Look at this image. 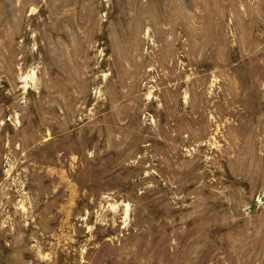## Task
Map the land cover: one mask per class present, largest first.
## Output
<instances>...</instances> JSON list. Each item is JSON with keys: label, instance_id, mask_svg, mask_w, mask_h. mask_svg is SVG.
Returning a JSON list of instances; mask_svg holds the SVG:
<instances>
[{"label": "rangeland", "instance_id": "374dc122", "mask_svg": "<svg viewBox=\"0 0 264 264\" xmlns=\"http://www.w3.org/2000/svg\"><path fill=\"white\" fill-rule=\"evenodd\" d=\"M0 264H264V0H0Z\"/></svg>", "mask_w": 264, "mask_h": 264}, {"label": "bare ground", "instance_id": "6f19581e", "mask_svg": "<svg viewBox=\"0 0 264 264\" xmlns=\"http://www.w3.org/2000/svg\"><path fill=\"white\" fill-rule=\"evenodd\" d=\"M61 1V0H60ZM65 1V0H64ZM27 3V2H26ZM22 4H25V3H22ZM61 4V3H60ZM20 5V4H19ZM26 6V5H25ZM75 6V5H74ZM59 7V6H58ZM20 8V7H19ZM65 8V7H64ZM58 9V8H57ZM62 9V8H61ZM139 9V8H138ZM17 10V9H16ZM53 10H55V9H53ZM64 10H66V9H64ZM80 10V9H79ZM59 11H61L60 9H59ZM67 11V10H66ZM56 12V11H55ZM54 12V13H55ZM75 12V11H74ZM58 13V12H57ZM61 13V12H60ZM65 13V12H64ZM66 13H68V12H66ZM65 13V14H66ZM18 14V13H17ZM58 15V14H57ZM75 15V14H74ZM74 15H72L71 17H75ZM62 16H64L65 17V15H62ZM27 18V17H26ZM66 18V17H65ZM70 18V17H69ZM136 18V17H135ZM57 19H59V18H57ZM61 19H63L62 17H61ZM67 19V18H66ZM76 19V18H75ZM144 19V18H143ZM51 20V19H50ZM71 20H72V18H71ZM71 20H69V21H71ZM74 20V19H73ZM58 21V20H57ZM68 21V22H69ZM75 22H76V20H74ZM74 21H73V23H74ZM78 21V20H77ZM80 21V20H79ZM72 22V21H71ZM88 22V21H87ZM136 22H137V25H138V23L140 22V20H138V17L136 18ZM40 23V22H39ZM61 23H62V21H61ZM90 23V22H89ZM120 23V22H119ZM42 24V23H41ZM56 24V23H55ZM71 24V23H70ZM76 24V23H75ZM75 24H74V26H75ZM82 24V23H81ZM133 25H134V21H133V23H132ZM136 24V23H135ZM40 26V25H39ZM56 26H57V24H56ZM77 26V25H76ZM119 26H120V24H119ZM135 26V25H134ZM144 26V25H143ZM142 26V27H143ZM55 27V26H54ZM82 27V26H81ZM41 28V27H40ZM133 28V27H132ZM14 29V28H13ZM134 29V28H133ZM139 29H140V27H139ZM142 30V29H141ZM16 31V30H15ZM132 31V30H131ZM12 32V31H11ZM134 32V31H133ZM135 33V32H134ZM133 33V34H134ZM137 33V32H136ZM39 35V34H38ZM63 35V34H62ZM132 35V34H131ZM133 36V35H132ZM141 36V35H140ZM139 36V37H140ZM122 37V36H121ZM52 39V38H51ZM133 40V39H132ZM136 41V40H135ZM139 41V40H138ZM69 43V42H68ZM138 43V42H137ZM134 45V44H133ZM136 47V46H135ZM73 54V53H72Z\"/></svg>", "mask_w": 264, "mask_h": 264}]
</instances>
